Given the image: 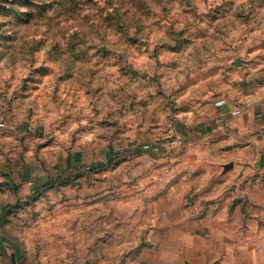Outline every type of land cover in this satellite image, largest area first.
Segmentation results:
<instances>
[{"label": "clouds", "instance_id": "clouds-1", "mask_svg": "<svg viewBox=\"0 0 264 264\" xmlns=\"http://www.w3.org/2000/svg\"><path fill=\"white\" fill-rule=\"evenodd\" d=\"M78 2L0 49V264H264V0Z\"/></svg>", "mask_w": 264, "mask_h": 264}, {"label": "rangeland", "instance_id": "rangeland-1", "mask_svg": "<svg viewBox=\"0 0 264 264\" xmlns=\"http://www.w3.org/2000/svg\"><path fill=\"white\" fill-rule=\"evenodd\" d=\"M54 2H58L63 12L71 16H75L81 8L78 0H54ZM45 7H47V0H0V49L13 47L17 41L26 45V37L30 34H37L41 24L45 22ZM33 43L35 47L39 48L44 45L45 41H34ZM82 43L83 41H81ZM58 49L59 45H56V50ZM21 50L24 49L21 48ZM80 51H82L81 48L76 49V52ZM0 100H4L8 106L7 112L0 111V117H3V120H0V125H4L5 122H7V126L10 125L9 127L20 124L22 114L12 111L15 100L9 101L2 94H0ZM26 128L27 124L25 123L20 125L17 131H24ZM5 158L7 159V156ZM261 166L264 167V162L261 163ZM2 219L3 216L0 214V221Z\"/></svg>", "mask_w": 264, "mask_h": 264}, {"label": "crops", "instance_id": "crops-1", "mask_svg": "<svg viewBox=\"0 0 264 264\" xmlns=\"http://www.w3.org/2000/svg\"><path fill=\"white\" fill-rule=\"evenodd\" d=\"M257 115V118L258 119H260L261 118V113H257L256 114ZM10 126V125H9ZM0 155H4V153H2V152H0ZM22 159V158H21ZM264 162V156H262L261 157V160H260V163H263ZM9 163L10 164H13V161L12 160H9ZM19 163H20V161H15V163L13 164V166H15V167H19ZM15 175H17L16 173H14V177H15ZM14 182H15V180H14Z\"/></svg>", "mask_w": 264, "mask_h": 264}]
</instances>
